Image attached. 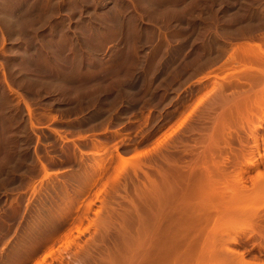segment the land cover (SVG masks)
Wrapping results in <instances>:
<instances>
[{"label":"rangeland","instance_id":"rangeland-1","mask_svg":"<svg viewBox=\"0 0 264 264\" xmlns=\"http://www.w3.org/2000/svg\"><path fill=\"white\" fill-rule=\"evenodd\" d=\"M246 45L264 57V0H0V264L140 260L130 235L178 222L215 180L264 201V58ZM99 90L107 110L88 102ZM119 154L142 163L121 170ZM258 233L234 247L264 264Z\"/></svg>","mask_w":264,"mask_h":264},{"label":"bare ground","instance_id":"bare-ground-1","mask_svg":"<svg viewBox=\"0 0 264 264\" xmlns=\"http://www.w3.org/2000/svg\"><path fill=\"white\" fill-rule=\"evenodd\" d=\"M230 2V1H229ZM227 3V2H226ZM231 3V2H230ZM213 4V3H212ZM232 4H234V3H232ZM215 5V4H214ZM236 5H237V3H236ZM222 6H223V4H222ZM211 7V6H210ZM235 7V6H234ZM219 9V8H218ZM177 10H179V9H177ZM176 10V11H177ZM175 12V11H174ZM164 13V12H163ZM171 13V12H170ZM203 13V12H202ZM235 13V12H234ZM168 14V13H167ZM172 14V13H171ZM173 15V14H172ZM171 15V16H172ZM176 16V15H175ZM174 16V17H175ZM178 17V16H177ZM183 19V18H182ZM181 21V20H180ZM193 21V20H192ZM196 22V21H195ZM193 24V23H192ZM221 25H222V23H221ZM232 25V24H231ZM235 25V24H234ZM199 27V26H198ZM211 28V27H210ZM202 29V28H201ZM216 29H217V27H216ZM179 30V29H178ZM195 31V30H194ZM208 32V31H207ZM206 32V33H207ZM216 32H218V31H216ZM205 33V34H206ZM196 38V37H195ZM199 38V37H198ZM208 38V37H207ZM196 40V39H195ZM219 40V39H218ZM217 41V40H216ZM193 42V41H192ZM198 42V41H197ZM210 42V41H209ZM194 44H195V42H193ZM200 43V42H199ZM217 43V42H216ZM223 44V43H222ZM242 44V43H241ZM247 44V43H246ZM243 45V44H242ZM248 45V44H247ZM247 45H246V47L244 48V47H242L243 49H249L248 51L251 53L253 50H254V47L256 46V44H255V46H253V47H251V46H248L247 47ZM183 46V45H182ZM212 47H214L213 45H211ZM217 46V45H216ZM179 47V46H178ZM222 47V46H221ZM234 47H236V45L234 46ZM241 47V46H240ZM260 47V46H259ZM218 48V47H217ZM238 46H237V52H236V55L234 56V55H232V57H233V59L235 58V61H236V59H238L237 57H239L241 54L243 55V53H245L246 51H242V53L239 55V56H237V53L239 54L240 52L238 51ZM258 48V47H257ZM256 47H255V51L254 52H252L251 54L253 55V53H254V55H256L255 54V52L256 51H258V52H256L257 53V56H254L253 55V57L255 58H257V59H259L258 58V54L259 55H262V57H263V54L262 53H259V49L260 50H262L261 48L262 47H260L259 49H257ZM180 49V48H179ZM215 49V48H214ZM205 50V49H204ZM234 51H235V49H233ZM207 52V51H206ZM247 53L248 55L250 54V53ZM202 54V53H201ZM232 54H235V52H233ZM246 54V53H245ZM244 54V55H245ZM243 55V56H244ZM246 56V55H245ZM241 57V56H240ZM250 57V56H249ZM253 57H251V58H253ZM262 57L260 56V58H261V60H263L262 59ZM264 58V57H263ZM232 60V59H231ZM251 72V71H250ZM255 74H256V72H254ZM257 73H259V72H257ZM261 73V72H260ZM260 73H259V75H260ZM257 75V74H256ZM264 75V74H263ZM122 76L123 75H121L119 78L121 79L122 78ZM125 77V76H124ZM118 78V79H119ZM119 79V80H120ZM124 79H126V78H124ZM258 79V78H257ZM260 79V78H259ZM264 79V78H263ZM263 79H261V80H263ZM122 80H123V78H122ZM128 80V79H127ZM261 80H258V81H260L261 82ZM257 81V80H256ZM123 82V81H122ZM124 82H126V80L124 81ZM123 82V83H124ZM255 83V82H254ZM257 84V83H256ZM258 85V84H257ZM260 85V84H259ZM95 86V85H94ZM124 86V85H123ZM122 86V87H123ZM47 87V86H46ZM51 87V86H50ZM49 87V88H50ZM55 87V86H54ZM58 87H59V85H58ZM120 88L119 90L120 91H123V90H125V87H123V88ZM262 87V86H261ZM91 88V87H90ZM95 88V87H94ZM94 88H91V89H93V90H91V92L92 91H94ZM100 88H102V87H99V89ZM260 88V87H259ZM264 88V87H263ZM43 89V88H42ZM42 89H40V90H42ZM55 89V88H54ZM262 89V88H261ZM261 89H259V92L261 91ZM46 90V89H45ZM56 90V89H55ZM54 90V91H55ZM59 90V89H58ZM62 89H60V91H61ZM96 90V89H95ZM98 90V89H97ZM118 90V93H116L115 94V96L113 97V98H115L116 97V99H117V96L119 95V96H122V97H124L123 95H121L122 93L124 94V92H122V93H120L119 94V91ZM257 90V89H256ZM256 90H254V91H256ZM59 91V92H60ZM69 90H67V92H68ZM99 91H101V90H99ZM102 91H104V92H102ZM101 92L103 93H101L100 92V97L102 96V99H100V100H98L97 102H92L93 100H91V99H93L94 98V93L95 92H97L98 93V91H95V92H93L92 94H91V92H90V94L93 96V98H90V100L88 101V102H90L91 104H93V105H95V106H97L98 108H99V111H102L101 109L104 107V104L102 103V101L104 102V100H105V98H107V96L105 95V90H102ZM107 91V90H106ZM126 91H128V88L126 89ZM126 91H125V93H126ZM258 91V90H257ZM262 91H264V89L262 90ZM64 92V90H62V94L64 95L65 93H63ZM81 92H82V90H81ZM84 92H86V90L84 91ZM57 93V92H56ZM69 93V92H68ZM68 93L67 94H65L66 96L68 95ZM88 93H89V91H88ZM257 92H255V94H256ZM260 93H262V92H260ZM260 93H258L257 95L261 98V100L262 101H264L263 99H262V94H264V92L261 94V96H260ZM71 93H69V95H70ZM102 94V95H101ZM254 94V95H255ZM82 95H84V94H82ZM98 95V94H97ZM256 95V97L257 98H259L258 96ZM57 96H58V94H57ZM65 96V97H66ZM92 96H90V97H92ZM95 96H96V94H95ZM64 96H63V98H64V100H66V98H65ZM77 97V96H76ZM109 97V96H108ZM62 98V97H61ZM87 98V97H86ZM85 98V99H86ZM112 98V97H111ZM259 98V99H260ZM67 99H69V97L67 98ZM89 98H87V100H88ZM108 99V98H107ZM53 100H56V99H53ZM78 100V99H77ZM111 99L109 98V101H110ZM113 100V99H112ZM257 100V99H256ZM76 101V100H75ZM85 101V100H84ZM84 101H82V102H84ZM118 101V100H117ZM78 102L80 103V101L78 100L76 103H77V105H79L78 104ZM107 102V101H106ZM264 103V102H263ZM61 104V103H60ZM69 104V103H68ZM71 104V103H70ZM69 104V105H70ZM73 104V103H72ZM84 104H86V103H84ZM106 104V103H105ZM109 104H113V101L112 102H109ZM114 104H115V102H114ZM75 105V104H74ZM74 105H72V106H74ZM80 105H81V107H82V103H80ZM88 105V104H87ZM87 105H84V106H87ZM115 105H117V104H115ZM27 106H29L30 107V105L28 104V102H27ZM83 106V107H84ZM59 107V106H58ZM61 107H63V104H62V106ZM60 107V109H62V110H65V108L63 109V108H61ZM66 108L68 107L69 109H70V107L71 106H65ZM82 107V108H83ZM88 108H89V105L87 106ZM111 107V106H110ZM259 107V106H258ZM262 107V106H261ZM261 107H260V109H261ZM67 108V109H68ZM71 108H73V107H71ZM86 108V107H85ZM68 109V110H69ZM90 109H93V106H92V108L90 107ZM104 109H106L105 107H104ZM107 110V109H106ZM110 110V109H109ZM108 110V111H109ZM66 111V110H65ZM71 111V110H70ZM93 111H95V110H93ZM67 112H69V111H67ZM83 112V111H82ZM96 112H98V111H96ZM93 113H95V112H93ZM110 114H112V112L110 111L109 112ZM227 114V113H226ZM84 115H85V113H84ZM91 115V114H90ZM81 116H83V115H81ZM91 116H94L95 117V114H92ZM98 116V115H97ZM102 116V115H101ZM90 117V116H89ZM88 117V118H89ZM99 117V116H98ZM87 118V117H86ZM86 118H85V120H86ZM102 118V117H101ZM105 118V117H104ZM104 118H102V119H104ZM83 119H84V117H83ZM95 119V118H94ZM96 119H98V118H96ZM95 119V120H96ZM105 119H107V118H105ZM104 119V120H105ZM103 120V121H104ZM109 120V119H108ZM78 121L80 122V119H78ZM81 121H83V120H81ZM99 121H102L100 118H99ZM103 121H102V123H103ZM75 124V123H74ZM81 126V125H80ZM213 138H214V136H213ZM212 137H211V139H213ZM220 138V137H219ZM68 139V138H67ZM210 139V138H209ZM215 139V138H214ZM216 140V139H215ZM219 140V139H218ZM217 140V141H218ZM77 141V140H76ZM75 141V142H76ZM211 141V140H210ZM220 141V140H219ZM211 143V142H210ZM209 143V144H210ZM220 143H221V141H220ZM259 143V142H258ZM213 144H215V142L213 141ZM210 146H212V145H210ZM214 146V145H213ZM212 146V147H213ZM218 146V145H217ZM216 146V147H217ZM206 148H208V147H206ZM210 148V147H209ZM213 148H215V147H213ZM212 149V148H211ZM210 149V150H211ZM215 149H217V148H215ZM204 150H205V148H204ZM208 150V149H207ZM207 150H206V152H207ZM216 151H218V150H216ZM222 151V150H221ZM212 153H214V150L213 151H211ZM143 153V152H142ZM204 153V158H202L203 159V162H201V161H199V159H201V158H199L198 159V157H199V155H198V153H197V157H196V162H197V160L199 161V163L201 162V165L207 160L209 163H210V161H211V158H213L212 156L214 155V154H216V153H214L212 156H211V154H206L205 155V151L203 152ZM219 154H220V152H218ZM144 154H145V152H144ZM199 154H200V151H199ZM222 154H223V152H222ZM202 154H200V156H201ZM218 155V154H217ZM264 155V154H263ZM137 156H140V155H138V154H136V155H134V156H125L124 154H119V161H120V165H119V161L117 160L116 161V165L117 166H120L121 167V170H127V171H129L130 169L129 168H131V167H133V169H135L136 170V167H137V162L135 161V159L138 161V159L137 158H139V163L141 164L142 162V160L140 161V158L141 157H137ZM207 156H209V157H207ZM260 156H261V153H260ZM206 157H207V159H206ZM211 157V158H210ZM216 157H218V156H216ZM133 158H134V160H133ZM214 158H215V156H214ZM261 158V157H260ZM262 158H264V157H262ZM201 159V160H202ZM204 159H206V160H204ZM209 159H210V161H209ZM100 160L101 159H99V160H96L97 161V163H99V164H101V165H99V164H96L95 162V165L97 166V168L100 166V167H103V164L100 162ZM213 160V159H212ZM99 161V162H98ZM102 161V160H101ZM134 161L136 162L135 164H134ZM169 161V160H168ZM190 161V160H189ZM193 161V160H192ZM206 161V162H207ZM217 161H219L220 163H221V161L220 160H217ZM217 161H212L210 164H216L217 163ZM103 162V161H102ZM176 161L174 160V163H175ZM207 162V163H208ZM214 162H216V163H214ZM207 163H204V164H207ZM208 163V164H209ZM188 164V163H187ZM196 164V163H195ZM219 164V163H218ZM217 164V165H218ZM128 165H130L131 167H129ZM179 165V164H178ZM196 165H198V164H196ZM200 165V164H199ZM198 165V166H199ZM212 165V166H213ZM44 166V165H43ZM95 166V167H96ZM116 166V167H117ZM123 166L125 167V168H123ZM135 166V167H134ZM140 166V168H141V165H139ZM139 166H138V168H137V171H138V169H139ZM192 166V165H191ZM203 166V165H202ZM207 166V165H206ZM211 166V165H210ZM215 166V165H214ZM219 166H220V164H219ZM47 167V166H46ZM45 167V169H47ZM119 167V168H120ZM128 167V168H127ZM221 167V166H220ZM17 168V167H16ZM96 168V169H97ZM119 168H117V170H119ZM192 169H193V167H191ZM202 168V167H201ZM225 168V167H224ZM99 169V168H98ZM133 169H131V170H133ZM203 169H208V167L207 168H202L201 170H203ZM210 169V168H209ZM208 169V170H209ZM7 170H9V169H7ZM94 170V169H93ZM100 170V169H99ZM191 170V169H190ZM211 170V169H210ZM217 170V169H216ZM120 171V170H119ZM161 171V170H160ZM194 171V170H193ZM8 172V171H7ZM94 172V171H93ZM97 172V171H96ZM124 172V171H123ZM208 173V171H205V173ZM212 172H213V168H212ZM214 172H215V169H214ZM224 172V171H223ZM46 173H47V171H46ZM91 173V172H90ZM136 173V172H135ZM163 173V172H162ZM206 173V174H207ZM217 173V172H216ZM220 174H221V172H219ZM260 173H261V176L259 177V175L258 176H256V177H259V178H257V179H253V181H256V182H254V183H256V184H253L254 185V187L255 188H257V187H259L260 189H261V186L260 185H258L260 182L262 183L263 182V184H264V179H263V174H262V172L260 171ZM94 174V173H93ZM97 174V173H96ZM118 174H119V172H118ZM188 174V173H187ZM191 174V173H190ZM211 174H213V173H211ZM48 175V174H47ZM46 174H45V176H47ZM120 175V174H119ZM168 175V174H167ZM219 175V174H218ZM233 175H235V174H233ZM241 175V174H240ZM243 175V174H242ZM93 176V175H92ZM118 176V175H117ZM116 176V177H117ZM164 175H162L161 177H163ZM185 176H187L186 174L184 175V178H187V177H185ZM205 176V175H204ZM211 176V175H210ZM209 175H208V177H210ZM221 176L222 175H220V177L219 178H221ZM223 176H225V175H223ZM227 176V175H226ZM14 177V176H13ZM166 177V176H165ZM164 177V178H165ZM215 177V176H214ZM228 177H230V176H228ZM240 177V176H239ZM212 178V177H211ZM234 178V177H233ZM242 178V177H241ZM262 178V179H261ZM15 179V178H14ZM189 179V178H188ZM203 179H206L205 177L203 178ZM216 179V178H215ZM237 179V178H236ZM239 179V178H238ZM246 179V178H245ZM184 180V179H183ZM210 180V179H209ZM219 180V179H218ZM228 180V179H227ZM230 180V179H229ZM228 180V181H229ZM240 180V179H239ZM262 180V181H261ZM188 181V180H187ZM206 181V180H205ZM205 181H204V183H205ZM220 181H221V179H220ZM220 181H217V182H219L220 183ZM226 181V180H225ZM238 181V180H237ZM183 182V181H182ZM182 182H181V184H182ZM203 181H201L200 183H202ZM210 182V181H209ZM223 181H221V183H222ZM230 182V181H229ZM234 182V181H233ZM232 181H231V183H233ZM185 183V182H184ZM183 183V184H184ZM203 183V184H204ZM214 183V182H213ZM218 183V184H219ZM228 183V182H227ZM227 183H226V185H227ZM240 183V182H239ZM245 183V182H244ZM258 183V184H257ZM260 183V184H261ZM174 184V183H173ZM182 184V185H183ZM211 184V183H210ZM215 184H216V180H215ZM215 184L213 185V184H211L210 186H208L209 188H207V190L209 191V189H210V187H212V189H210V191L212 190L213 192H211V193H215L214 194V197L215 196H217V197H213V198H210V196H212L213 194H211L210 192H208L207 190H206V187H205V190H204V192L205 191H207L208 193H206L205 195H203L204 196V198L203 197H200L201 195L198 193V195H200V196H198L199 197V199H197L196 200V203H194V205L196 204L197 205V207H196V209H198V210H196V209H190L189 208V203L188 202H186V204L188 205L187 207L190 209V210H186V206H185V204H184V208L182 207V205H181V207H182V209L180 210V211H182V210H186V211H184L183 213H188L187 215H181L180 217H178V218H180L179 219V221L177 222V220L178 219H176V218H174L173 217V219L175 220L176 219V222L175 223H173V224H170L169 226L167 225V226H165V227H161V225H157V227L155 228H150V230L149 229H147L148 227H146V229H142L141 230V228H140V230H136V234L135 235H133V236H131L130 235V238H132L133 240H135L137 243H140V245L142 244V245H144V246H146L145 247V250H144V246H142L143 248L142 249H140V250H138V251H140V252H136V255L139 253V254H141V255H143L142 253H141V250H143L142 252L144 253V255L143 256H141V258H140V256L138 255L137 257L138 258H140V260H136L137 258H136V256L134 257V255H133V257H134V259L136 260V261H138L136 264H256L254 261H252L251 259H249L248 257H246V253L244 254L243 253V251L242 252H240L239 250H237L235 247H234V244H237V242H240V241H238V239L240 240V238L238 237V236H244V238H246L245 236H248V237H250V235L251 234H254V232H260L261 233V231L262 230H264V229H261L262 227H261V225H260V223H259V221L261 220V218H259L261 215L263 216V214H260V212H261V208L262 207H264V201H262L261 200V197H260V199H259V197H254L252 200H248V199H246V196H244L245 197V201L243 200V199H241L240 197H242V195L240 196L239 195V197L237 196V199H236V197L235 196H233L232 198H228L227 196L225 197V193L223 194V191H221V190H223V186H221V187H223L222 189L221 188H219V186H218V184H216V186H215ZM241 184V183H240ZM239 184V185H240ZM242 184H243V182H242ZM181 185V186H182ZM185 185V184H184ZM183 185V186H184ZM206 185H207V182H206ZM205 185V186H206ZM222 185V184H221ZM223 185H225V184H223ZM229 185H230V183H229ZM228 185V186H229ZM231 185H233V184H231ZM247 185V184H246ZM253 185H251V186H253ZM171 186V185H170ZM187 186H189V184L187 185ZM203 186V185H202ZM218 186V187H217ZM234 186V185H233ZM249 186V185H248ZM172 187V186H171ZM185 187V186H184ZM199 187V186H198ZM197 187V188H198ZM204 187V186H203ZM241 187V186H240ZM254 187H252V188H249V189H253ZM264 187V185L262 186V188ZM173 188H175L174 186H173ZM187 189L189 188V190H190V186L189 187H186ZM196 188V189H197ZM226 188V187H225ZM259 188H258V190L256 191V189L254 190V191H256L255 193H258L260 190H259ZM160 189V188H159ZM191 189H192V187H191ZM196 189L195 190H191L192 192H194V191H196ZM199 189V188H198ZM232 189V192H235V189H236V187L235 188H231ZM230 189V187H229V190H231ZM234 189V190H233ZM238 189V188H237ZM236 189V190H237ZM241 189H243V187L241 188ZM174 190L175 189H173V192H174ZM186 190V189H185ZM200 190V189H199ZM225 190V189H224ZM228 190V189H227ZM247 190V189H246ZM183 191H184V189H183ZM188 191V190H187ZM198 191V190H197ZM201 191V190H200ZM241 191V190H240ZM253 191V192H254ZM264 190L262 189V191L261 192H263ZM227 192V191H226ZM232 192L230 191V193L232 194ZM251 192V191H250ZM252 192V193H253ZM187 192H185V194H186ZM236 193V192H235ZM242 193H244L243 191H242ZM251 193V195H253ZM182 194H184V193H182ZM196 194V193H195ZM207 194H209L208 195V197L206 196ZM237 194V193H236ZM245 194H246V192H245ZM190 195V194H189ZM197 195V194H196ZM230 195V194H229ZM247 196L249 195V192H248V194H246ZM260 195V194H259ZM183 198H184V196H186V195H181ZM193 196V195H192ZM206 196V197H205ZM232 195H230L229 197H231ZM197 197V196H196ZM235 197V199L236 200H238L239 198L241 199H239L238 201L239 202H237V201H235V199H233ZM248 197H250V196H248ZM247 197V198H248ZM181 198V197H180ZM183 198H181V199H183ZM200 198H202L201 200H200ZM181 199L179 200V202L181 201ZM185 199V198H184ZM189 199V198H188ZM187 199V200H188ZM249 199H251V198H249ZM262 199H264V198H262ZM193 200V199H192ZM199 200V201H198ZM246 200H248V201H246ZM182 202V201H181ZM192 202V201H191ZM194 202V201H193ZM175 203V202H174ZM91 204V203H90ZM176 205L178 204V205H180L179 203H175ZM193 204V203H192ZM193 205V206H194ZM195 205V206H196ZM174 207H176L175 205H174ZM63 208V207H62ZM179 208H180V206H179ZM191 208H192V206H191ZM195 208V207H194ZM66 209V208H65ZM64 209V210H65ZM70 209V208H69ZM175 209H177V208H175ZM263 209V208H262ZM163 211H165L164 209H162ZM197 211V212H195V213H193L192 214V212L193 211ZM169 211V210H168ZM178 211V210H177ZM188 211V212H187ZM69 212V211H68ZM98 212V211H97ZM160 212H161V209H160ZM159 212V213H160ZM171 212V211H170ZM174 212V211H173ZM173 212H172V216H173ZM191 212V213H190ZM263 212V211H262ZM99 213H100V211H99ZM163 213V212H162ZM168 213V212H167ZM177 213V212H176ZM182 213V212H181ZM103 214V213H102ZM97 215H98V213H97ZM165 215V214H164ZM102 216V215H101ZM155 216H156V214H155ZM171 216V215H170ZM171 216V217H172ZM177 216H178V214H177ZM98 217V216H97ZM165 217H167V216H165ZM168 217H169V215H168ZM171 217H170V219H171ZM99 218V217H98ZM103 218H104V216H103ZM140 218V217H139ZM152 218V217H151ZM259 218V219H258ZM142 219V218H141ZM140 219V220H141ZM153 219H154V216H153ZM153 219H150L151 221L153 220ZM159 219V218H158ZM258 219V220H257ZM263 219V218H262ZM80 220H82V219H80ZM96 220V219H95ZM94 220V221H95ZM98 220V219H97ZM139 220V219H138ZM150 220H149V222H150ZM103 221H105V219H102V220H99L98 222L97 221H95L96 222V224H97V226L100 224L101 225V222L103 223ZM135 222H136V220H134ZM148 221V220H147ZM156 221H157V218H156ZM262 221V220H261ZM140 222V221H139ZM153 222H154V220H153ZM157 222H159V221H157ZM160 222H161V220H160ZM257 222H258V225H259V229H261V231H259V229H258V226H257ZM263 222V221H262ZM145 223V222H144ZM147 223L148 222H146V224L145 225H147ZM104 224V223H103ZM102 224V225H103ZM138 224V223H137ZM155 224H157V223H155ZM166 224V223H165ZM130 225H131V223H130ZM151 225H152V223H151ZM150 225V226H151ZM156 226V225H155ZM159 226V227H158ZM124 227H125V225H124ZM132 227V229H133V226H131ZM140 227H142L143 228V226H140ZM145 227V226H144ZM261 227V228H260ZM264 227V226H263ZM97 228V227H96ZM128 226H127V231H128ZM131 229V230H132ZM135 229V228H134ZM256 230V231H255ZM131 232V231H130ZM132 232H133V230H132ZM131 232V233H132ZM129 233V232H128ZM259 234V233H258ZM262 235V234H261ZM252 236V235H251ZM257 236V235H256ZM129 238V239H130ZM262 238H264L263 236H262ZM260 239V238H259ZM262 241H264L263 239H261ZM130 241H131V239H130ZM134 241V242H135ZM243 241V240H242ZM132 243H133V241H131ZM261 242V241H260ZM135 245H136V243H134ZM70 245H71V243H70ZM132 245V244H131ZM130 245V246H131ZM139 245V247H141ZM69 246V245H68ZM133 247V246H132ZM131 248V247H130ZM119 249V248H118ZM118 249H116V250H118ZM127 249H128V247H127ZM134 249V248H133ZM132 249V250H133ZM136 249V248H135ZM121 250H123V248L121 249ZM125 250V249H124ZM111 251V250H110ZM129 251H130V249H129ZM128 251V252H129ZM121 252H123V251H121ZM92 253V252H91ZM109 253V252H108ZM116 253L118 254V252L116 251ZM126 253V252H125ZM89 254V253H88ZM112 254H113V252H112ZM115 254V253H114ZM121 254V253H120ZM129 255V254H128ZM130 255H132V253H130ZM130 255H129V257H130ZM110 256V255H109ZM111 257V256H110ZM122 257H124V255L122 256ZM121 257V260H122V262H123V260H124V258H122ZM128 257V256H127ZM46 258V257H45ZM44 258V259H45ZM114 258H115V256H114ZM113 258V259H114ZM116 258H118V257H116ZM134 259H132V258H130V260H129V258H128V264L130 263V262H134L135 260ZM120 260V261H121ZM108 261H110L109 260V258L107 259V262ZM119 261V262H120ZM135 261V262H136ZM119 262H117L118 264H119ZM125 262V261H124ZM123 262V263H124ZM41 263V262H40ZM39 263V264H40ZM82 263V262H81ZM115 263H116V261H115ZM114 263V261H113V264H115ZM116 263V264H117ZM126 263V262H125ZM124 263V264H125ZM262 263V262H261ZM264 263V262H263ZM103 264H105V263H103ZM111 264H112V261H111ZM120 264H122V263H120ZM127 264V263H126ZM258 264V263H257Z\"/></svg>","mask_w":264,"mask_h":264}]
</instances>
